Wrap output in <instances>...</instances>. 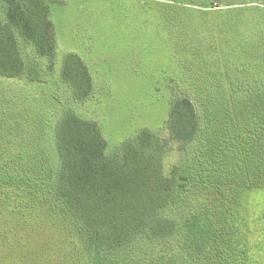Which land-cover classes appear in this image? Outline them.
I'll return each instance as SVG.
<instances>
[{
  "label": "rangeland",
  "instance_id": "1",
  "mask_svg": "<svg viewBox=\"0 0 264 264\" xmlns=\"http://www.w3.org/2000/svg\"><path fill=\"white\" fill-rule=\"evenodd\" d=\"M47 2L55 47L53 66L18 35L21 53L29 66L35 65L38 76L0 75V149L5 146L0 160L16 155L22 147L34 149L41 138L48 173H54L56 156L49 138L62 110L71 107L98 123L108 154L116 153L125 140L148 127L168 142L166 169L177 165L196 175L206 164L214 167L210 158L216 150L208 149L210 142L200 149L210 128L209 116L215 112L227 113L229 120L241 117L230 102L238 99L229 95L227 75L239 66L231 76L242 79L240 95L258 77L264 86V6H201L206 0ZM69 52L83 60L92 77V93L84 100L75 99L60 76L64 55ZM218 91L223 93L225 105L221 107L210 102ZM175 95L189 97L196 107L201 131L192 141L170 137L167 117ZM241 136L221 140L219 144L225 145L222 155L232 153L234 139L240 141ZM6 165L28 164L10 160ZM236 181L239 194L223 202L231 207L232 229L240 237L238 260L264 264V182L246 186L239 178ZM2 195L0 191V264H89L73 221L55 207L51 210L52 204L45 202L48 193H43L45 200L38 206L32 196L30 201L35 204L23 206V197L20 201L14 195ZM203 195L204 190L198 192V197ZM164 212L172 215L169 209ZM7 227L16 231L11 233Z\"/></svg>",
  "mask_w": 264,
  "mask_h": 264
},
{
  "label": "trees",
  "instance_id": "2",
  "mask_svg": "<svg viewBox=\"0 0 264 264\" xmlns=\"http://www.w3.org/2000/svg\"><path fill=\"white\" fill-rule=\"evenodd\" d=\"M1 1L0 75L12 78L25 73L33 79L38 76L35 65L25 61L17 37L30 43L37 54L47 56L49 66H53L55 47L49 4L47 0ZM206 1L209 2H201V6H264V0ZM240 63L244 65L246 61ZM233 71L227 75L229 95L238 100L230 102L241 117L229 120L227 113L213 112L206 140L200 147L202 150L210 142L208 149L216 150L210 158L214 167L206 164L196 175L177 165L166 169L168 142L148 127L125 140L116 153L108 154L98 123L65 107L49 138L56 156L55 172L48 173L46 149L41 143L44 140L39 138L32 150L21 145L16 155L0 160L3 198L14 195L21 201L23 197V206H32V196L38 206L45 200L43 193H48L45 202L52 204L51 210L55 207L73 221L89 264H247L238 260L240 237L234 235L231 207L223 200L239 194L238 178L246 186L264 182V86L258 77L247 93L240 95L242 79L231 76ZM60 76L71 87L75 99L91 95L92 77L77 54L64 55ZM222 97L218 91L211 105L224 106ZM167 128L174 140L189 142L197 138L201 128L189 97L175 95L170 99ZM227 135L242 136L240 141L234 139L232 153L222 155L225 145L219 142L231 140ZM4 148L2 145L0 150ZM217 157L220 160L214 162ZM10 160L14 164L23 160L28 165L9 167L6 164ZM233 165L234 169H230ZM203 190L204 195L198 197ZM166 209L172 215L165 214ZM6 230L16 231L12 227Z\"/></svg>",
  "mask_w": 264,
  "mask_h": 264
}]
</instances>
